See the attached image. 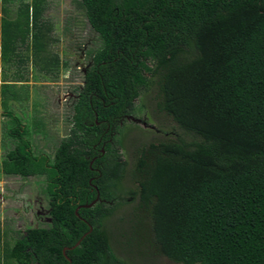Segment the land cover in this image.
Wrapping results in <instances>:
<instances>
[{"label": "trees", "instance_id": "1", "mask_svg": "<svg viewBox=\"0 0 264 264\" xmlns=\"http://www.w3.org/2000/svg\"><path fill=\"white\" fill-rule=\"evenodd\" d=\"M2 1L5 69L31 62L44 78L67 69L51 51L46 0H19L18 16L17 0ZM78 1L98 47L54 162L33 155L29 126L4 108L16 147L2 173L46 176L52 226L6 242L0 264H128L108 225L122 208V243L148 264L152 254L174 264H264V0ZM10 90L1 91L5 106L19 99ZM143 95L162 138L130 166L121 125L147 109L137 104Z\"/></svg>", "mask_w": 264, "mask_h": 264}, {"label": "rangeland", "instance_id": "2", "mask_svg": "<svg viewBox=\"0 0 264 264\" xmlns=\"http://www.w3.org/2000/svg\"><path fill=\"white\" fill-rule=\"evenodd\" d=\"M10 3L13 16H18L14 6H25V3H21L19 0L17 2L10 1ZM45 8L44 16L49 18L54 25L52 37L55 43L51 46L52 51L58 54L61 65L63 66L66 62L68 68H61L57 77L44 78L31 62L12 65L10 68L6 65L9 69H5V65L0 63L3 73L9 75L6 79L2 77L3 81L16 83L11 79V75L19 72L23 77L22 81H24L22 83L19 80L21 81L18 83L20 89L10 90L12 94H18L19 99H11L7 95L10 105H0V107L9 108V111L12 109L16 115L24 116V119H21L29 126L28 138L31 141L34 154H47L52 163L61 140L69 137L73 126L74 111L73 105H71L73 102L68 103L65 100L67 95H78L80 87L84 84V76L91 63L89 52L96 50L98 39L78 0H46ZM24 12L25 10L21 9V13L24 14ZM2 99L4 96L0 94V100ZM148 99L146 95H143L140 102H137L141 107L148 106L142 114L134 116L145 119L148 122V127L145 128L142 122L139 124L128 120L122 132L126 146L123 156L129 161L130 166H132L140 147L162 138V135L157 132L155 134L151 132L152 130L157 131L158 120L160 122L161 120H156V111L149 108ZM2 115H0V228L3 230L11 228L12 234L5 238L1 234L0 250L4 248L6 242L11 248L16 238H19L27 228L49 226L48 219H45L47 215L44 212V209L48 208L46 204L49 201L46 195L45 178H24L21 175L7 176L2 173L1 163L15 145V141L7 134L8 118L5 114ZM128 188L134 189V184H128ZM41 195H44L46 199L43 200ZM127 212L128 209L122 208L109 219L108 225L113 250L119 259L128 264H148L145 258L140 259L135 253H132L122 243L125 242V239L123 240L119 236L121 230L116 227V224L120 217L126 218ZM152 256L154 262L152 261L151 264H174L166 257L153 254Z\"/></svg>", "mask_w": 264, "mask_h": 264}, {"label": "flooded vegetation", "instance_id": "3", "mask_svg": "<svg viewBox=\"0 0 264 264\" xmlns=\"http://www.w3.org/2000/svg\"><path fill=\"white\" fill-rule=\"evenodd\" d=\"M54 32V31H53ZM90 62H91V57H90ZM90 65H91V63H90ZM89 65V66H90ZM86 74H87V72L85 73V76H86ZM11 75V74H10ZM85 76H84V84L82 85V87H80V89H79V93H78V95H74V94H71V95H67V99L65 100V101H67L68 103L69 102H73L71 105H73L72 106V108H73V111H74V113H75V106L76 105H78L77 103L79 102V100H80V97H81V95H82V93L84 92L83 90H84V87H85ZM14 80V79H13ZM23 80V79H22ZM21 80V81H22ZM21 81H19L18 79H16L14 82H16V83H9L7 80L6 81H2V82H0V94H1V91H2V88L4 87V85H9L10 86V89H12L13 91H15V89L17 88V89H20V87H18L19 85H18V83H20ZM13 82V81H12ZM24 81H22V83H23ZM24 94V93H23ZM11 97V96H10ZM7 98H8V96H7ZM11 99H13L12 97H11ZM10 100V99H9ZM24 101V100H23ZM1 102V104L0 105H3L2 104V101H0ZM9 102V101H8ZM68 103H66V105H68ZM8 105H10V103H8ZM6 113V110L5 109H3V108H1L0 107V115L1 114H3L2 116H4V114ZM74 115V114H73ZM20 116L22 117V119H24V116L23 115H21L20 114ZM8 118V117H7ZM128 120H131V121H133V122H138L139 124L142 122V124L144 125V127L145 128H147L148 127V122L145 120V119H140V118H136V117H134V116H130V117H128ZM22 122H23V124H25L26 125V123L22 120ZM27 127H28V125H26ZM73 126H74V124H73ZM71 127V128H74V127ZM122 127H123V130H124V127H125V124H123V125H121ZM10 128V125H9V127H8V129ZM7 129V130H8ZM72 130V129H71ZM71 130H70V134H71ZM123 130H122V132H123ZM29 134H30V131H29ZM70 134H69V136H70ZM122 138H123V135H122ZM66 138H64V139H62L61 140V142H60V144H59V146H58V148H57V150L59 149V147H60V145H61V143H62V141L63 140H65ZM15 147H16V144L14 145V148L13 149H11V150H14L15 149ZM10 150V151H11ZM56 150V151H57ZM139 151V150H138ZM137 151V155H136V157L134 158V161H133V164L132 165H134L135 164V162H136V159L138 158V152ZM32 153H33V155L34 156H36V157H40V156H47L48 158H49V156L47 155V154H40V155H36V154H34V150H33V148H32ZM122 153V155L124 154L123 153V151L121 152ZM55 156H56V152H55ZM123 159L124 160H126V161H128L127 159H125L124 158V156H123ZM129 162V161H128ZM8 176V175H7ZM13 176V175H12ZM35 177H44L45 178V183H46V195H47V197H48V199H49V201L47 202V206H48V208H47V210H45L44 209V212L46 213V218L45 219H48V221H47V224L49 225L48 227H46V228H44V229H49L51 226H52V218H51V215H50V213H51V210H52V206H51V202H52V199H51V195L49 194V192H48V190H47V184H48V180L46 179V176L45 175H43V174H36V175H33V176H28V177H26V178H35ZM128 184H130L129 182H126V185H127V187H128ZM41 198L43 199V200H45L46 199V197L44 196V195H41ZM97 200L96 201H98L99 199H100V194L98 193V196H97V198H96ZM96 201H94L93 203H91V204H89V205H86L85 207H88V208H90V207H92L95 203H96ZM49 222V223H48ZM29 229H39V228H27V230H29ZM27 230L24 232V233H22L21 234V236H24L25 234H26V232H27ZM18 232V231H17Z\"/></svg>", "mask_w": 264, "mask_h": 264}, {"label": "crops", "instance_id": "4", "mask_svg": "<svg viewBox=\"0 0 264 264\" xmlns=\"http://www.w3.org/2000/svg\"><path fill=\"white\" fill-rule=\"evenodd\" d=\"M29 2H31V0H28ZM25 3H27V1L25 0ZM0 7H1V10H0V13H2L3 11H2V7H4V5H3V1L2 0H0ZM18 7L19 6H17V7H15L14 6V9H18ZM15 11H17V10H15ZM11 16H13L12 15V13H11ZM51 49H52V47H51ZM52 51V50H51ZM2 66H0V81L2 80V77L4 78V73H3V71H2V68H1ZM3 81V80H2Z\"/></svg>", "mask_w": 264, "mask_h": 264}]
</instances>
